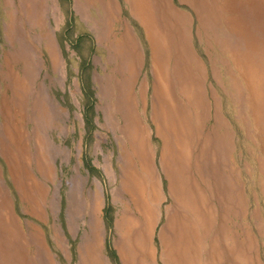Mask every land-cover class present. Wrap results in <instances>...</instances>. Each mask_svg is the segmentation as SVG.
<instances>
[{
	"label": "rangeland",
	"instance_id": "obj_1",
	"mask_svg": "<svg viewBox=\"0 0 264 264\" xmlns=\"http://www.w3.org/2000/svg\"><path fill=\"white\" fill-rule=\"evenodd\" d=\"M110 1L143 58L142 65L135 59L133 108L153 150L161 198L150 233L154 264L165 254L170 264H264V0ZM87 11L84 0H0V264H79L83 242L95 238V197L105 208L97 213V255L122 264L114 181L124 141L102 130L107 106L98 83L116 64L104 66L107 51L82 20ZM137 19L160 55L153 54V96ZM181 61L187 66L176 79ZM170 203L174 217L175 204L195 206L182 220L195 240L174 219L161 235Z\"/></svg>",
	"mask_w": 264,
	"mask_h": 264
},
{
	"label": "crops",
	"instance_id": "obj_2",
	"mask_svg": "<svg viewBox=\"0 0 264 264\" xmlns=\"http://www.w3.org/2000/svg\"><path fill=\"white\" fill-rule=\"evenodd\" d=\"M161 1L165 2V0H161ZM84 3H85V9L89 11H87L83 15L82 20L93 28L96 35V41L98 42L99 45H103L107 51V55L104 58V66L107 69L108 66H110L112 63L115 62L116 64L114 69H109L110 70L109 74L104 73L103 76L98 81L101 102L102 103L104 102L105 105L108 107V108L106 107L105 110L102 109L104 115V124L102 130L105 132H111L113 134L117 133L119 135L117 139L120 142L122 140L124 141L123 145L120 148V153L118 158V172L117 175L115 176V181H114L116 185L115 201L119 202L122 206L120 210V214L118 215V220L116 221L115 224V229L117 231L115 238V247L118 250L122 264H143L142 261L143 258H147L146 264H154V253H152L153 250H152L150 233L152 227L155 225L158 219L156 209L158 204L161 203V198H159V188L154 179L153 150L151 151V149H149L146 143L145 130L141 126L140 121L135 114L136 106L133 108L134 101H136L135 95L133 93L136 76H137V73L135 71V66H136L135 59L137 56L139 61H141V63L139 62V64L142 65L143 58L139 51V47L136 46L135 40L128 26L125 24L124 21L121 22L120 18L118 17L116 12V6L112 1L84 0ZM91 9L95 10V17L90 16ZM172 20H173L172 18H169L170 24H172L171 23ZM137 21L141 24V26L144 29L145 38L148 43V48L150 50L151 72L153 68V72H152V76H153L152 96H153L155 91V85H154L155 69H154V55L152 52V48L150 47L149 39L147 37L149 31L147 30L148 27L144 24L143 21L138 19ZM116 26H118L119 28H123V32L120 35H118L115 31ZM179 27L180 26H178L177 29H179ZM152 32H156V31L153 30ZM48 44L51 45L54 54H55V48L53 47V43H50V41L47 42L46 45L47 47L46 50L48 51L47 55L49 57L51 66L54 69L56 65L52 63ZM130 61L132 62L131 64H133V74L131 77L129 74ZM129 79H130L129 87L127 88V86H125L122 88V86H124V83ZM144 87L145 86L143 82H141V86L138 89V98L140 101H142L143 104H145V98H144L145 91H143ZM127 97H130L129 99L132 105V108H130L129 111H126L124 108H122L121 104L119 103V101L122 98H127ZM109 103L114 104V107L109 108ZM50 114L52 115V113H50L48 110L47 111L45 110V115H50ZM35 119L36 121L34 127L36 128L42 127L40 123L38 125L37 119L39 118H35ZM129 123L131 124L132 129L131 128L128 129L129 127L127 128V125H129ZM134 126L135 128H133ZM140 144L142 151L140 149ZM41 147H43V145H41ZM53 151H55L56 155L58 156L65 155V152L61 151L60 149H53ZM43 168L45 169L44 166ZM44 169L42 170L43 173H44ZM48 171H47L48 174L45 177H48L49 173L51 172V170ZM164 174H165V178L168 181V176H166V173ZM109 177L112 179L114 178L111 174L109 175ZM94 189H97V187H94ZM168 193H170L169 184H168ZM125 196L130 202H125L124 199ZM102 204L103 203L100 198H99V204L97 197L94 198L93 208H90L89 210L90 211L89 219L91 220L90 228L92 231V237L95 238H93L92 241L86 240L83 242L82 248L80 250L79 264H87L88 257L90 258L91 261L89 264H103V262L100 261L101 259H99L97 255V251H99L101 248L98 238L100 235L99 233L100 227H99L97 213H99L98 211H100L101 208H102L101 209L102 212L105 209L104 205ZM141 206L142 208H140ZM175 206L178 207L176 210H178L179 213L175 214V217L173 216L172 214L173 204L170 203V206L166 212V223L162 228L161 235L165 234L167 230L168 231L170 230V226L172 225L173 219L178 221V225L180 224L183 227H188V226H184V224L187 223L182 221L183 211L186 208L193 212L195 211V206L187 203L175 204ZM190 207L192 208L190 209ZM183 230L186 234L185 236L188 238L187 240L196 239V232L192 230L191 226L185 229L183 228ZM160 238H162V236H160ZM164 247L165 246L162 245V248ZM85 251L86 254L83 255ZM161 259L163 264H167L165 256L161 255Z\"/></svg>",
	"mask_w": 264,
	"mask_h": 264
},
{
	"label": "bare ground",
	"instance_id": "obj_3",
	"mask_svg": "<svg viewBox=\"0 0 264 264\" xmlns=\"http://www.w3.org/2000/svg\"><path fill=\"white\" fill-rule=\"evenodd\" d=\"M39 3H44L45 2V0H37ZM47 4V3H46ZM49 4V3H48ZM89 5V4H88ZM49 6V5H48ZM43 17V16H42ZM36 24L37 25H39L40 24V19L39 18H37V22H36ZM43 36V35H42ZM183 36V34L181 33L180 34V37H182ZM47 38V37H46ZM48 40V39H47ZM179 43V42H178ZM49 45V44H48ZM182 45H184V44H182ZM154 47H156L155 45H154ZM48 48H49V52H50V54L52 53V48H51V45H49L48 46ZM158 48H159V46H158ZM183 50V49H182ZM182 50L181 49H179V53L181 54V56H180V58H181V60L183 61V60H185V56L187 57V60H189L188 59V56L187 55H184V53L182 52ZM48 52V51H47ZM153 54H155V57L156 58H159L160 59V55H159V52H158V50H156V48H153ZM160 62H159V64H160V67L162 66V61L161 60H159ZM181 61V62H182ZM189 62V61H188ZM53 63V62H52ZM132 62L130 61V65H129V67H130V72H129V74H130V77L132 76V74H133V64H131ZM186 66L187 65H185L183 62L179 65V66H174V71H175V73H174V77L177 79L178 77H179V74L180 75H182L181 74V72L183 71V67L186 69ZM128 67V68H129ZM184 69V70H185ZM187 70H189L188 69V67H187ZM190 74V73H189ZM188 74V75H189ZM187 75V76H188ZM191 75V74H190ZM189 75V76H190ZM199 75V74H198ZM129 77V78H130ZM197 77V76H196ZM198 78V77H197ZM195 79V78H194ZM182 80V79H181ZM130 83V79L127 81V83H124V86H122V88L123 87H125V86H128V85H130L129 84ZM193 83V82H192ZM196 84V83H195ZM196 86V85H195ZM129 87V86H128ZM127 87V88H128ZM192 87V86H191ZM184 88H186V87H184ZM188 88V87H187ZM186 88V89H187ZM197 88V87H196ZM184 90V89H183ZM184 92V91H183ZM188 92V91H187ZM187 92H185V93H187ZM119 103L121 104V106H122V108H124L126 111H129V109H130V101H129V97H127V98H122L120 101H119ZM214 125V124H213ZM127 127H129V128H131L132 129V126H131V124L129 123V125H127ZM133 128H135V126L133 127ZM143 168V167H142ZM168 179H169V177H168ZM169 189H170V191H172V194H173V196H176V190L174 189V186H172V182L170 181V184H169ZM140 201V200H139ZM142 202H143V200H142ZM154 203V202H153ZM140 205V204H139ZM145 206V205H144ZM146 207V206H145ZM140 208H142V206L140 207ZM147 208V207H146ZM144 209V208H143ZM148 209V208H147ZM146 209V210H147ZM143 211V210H142ZM139 212V211H138ZM144 212V211H143ZM150 214V213H149ZM146 216V215H145ZM150 216V215H149ZM145 218V217H144ZM148 218V217H147ZM148 221V220H147ZM147 223V222H146ZM242 236V235H241ZM150 252V251H149ZM153 253V252H152ZM165 256V259H166V262H167V264H170V262L168 261V255L167 254H165L164 255ZM223 258V257H222ZM142 261H143V264H146V261H147V258H143L142 259ZM191 264H194V263H192L191 262ZM217 264V263H216ZM240 264H243V263H240Z\"/></svg>",
	"mask_w": 264,
	"mask_h": 264
},
{
	"label": "trees",
	"instance_id": "obj_4",
	"mask_svg": "<svg viewBox=\"0 0 264 264\" xmlns=\"http://www.w3.org/2000/svg\"><path fill=\"white\" fill-rule=\"evenodd\" d=\"M147 42V41H146Z\"/></svg>",
	"mask_w": 264,
	"mask_h": 264
}]
</instances>
